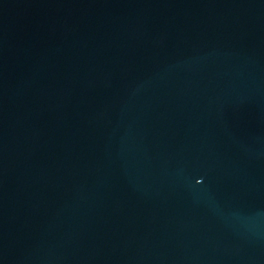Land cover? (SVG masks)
I'll use <instances>...</instances> for the list:
<instances>
[{"label": "water", "instance_id": "1", "mask_svg": "<svg viewBox=\"0 0 264 264\" xmlns=\"http://www.w3.org/2000/svg\"><path fill=\"white\" fill-rule=\"evenodd\" d=\"M0 264H264V0H0Z\"/></svg>", "mask_w": 264, "mask_h": 264}]
</instances>
